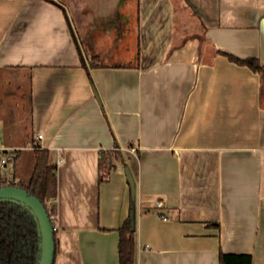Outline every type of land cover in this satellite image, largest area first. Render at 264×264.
<instances>
[{
    "label": "crops",
    "instance_id": "0c3cea01",
    "mask_svg": "<svg viewBox=\"0 0 264 264\" xmlns=\"http://www.w3.org/2000/svg\"><path fill=\"white\" fill-rule=\"evenodd\" d=\"M116 144L123 160L100 171ZM34 145L56 166L53 264H118L124 165L135 264H264V0H0L15 182Z\"/></svg>",
    "mask_w": 264,
    "mask_h": 264
},
{
    "label": "trees",
    "instance_id": "16d2710c",
    "mask_svg": "<svg viewBox=\"0 0 264 264\" xmlns=\"http://www.w3.org/2000/svg\"><path fill=\"white\" fill-rule=\"evenodd\" d=\"M225 54L229 60L247 65L253 71L262 68V65L254 57L240 58L230 53ZM33 152L34 165L28 182L10 183L25 188L29 193L39 198L53 223L54 208L51 206L48 211L47 201L56 193V166L49 161V153L46 148L34 145ZM100 153L99 169L102 172L113 165V158L123 160L122 152L117 144L111 149H102ZM132 208L131 204L128 215L118 227V264H135V234L134 229L130 228ZM37 250L36 222L30 211L16 201L0 199V264H35ZM219 264H251V254L220 251Z\"/></svg>",
    "mask_w": 264,
    "mask_h": 264
},
{
    "label": "water",
    "instance_id": "95a60500",
    "mask_svg": "<svg viewBox=\"0 0 264 264\" xmlns=\"http://www.w3.org/2000/svg\"><path fill=\"white\" fill-rule=\"evenodd\" d=\"M94 94L98 101V96L95 90ZM124 171L129 182L131 201L133 205L130 221V228L133 230L135 221V183L127 165H124ZM0 199L16 201L30 211L36 222L38 235L37 260L35 264H52L55 251L54 228L44 204L39 200V198L29 193L25 188L15 184H1Z\"/></svg>",
    "mask_w": 264,
    "mask_h": 264
},
{
    "label": "built area",
    "instance_id": "2783aa9c",
    "mask_svg": "<svg viewBox=\"0 0 264 264\" xmlns=\"http://www.w3.org/2000/svg\"><path fill=\"white\" fill-rule=\"evenodd\" d=\"M42 134L37 133L36 138H41ZM131 151H134V147H129ZM17 148L10 147V148H0V183L1 184H11L10 182H14V179L12 177V165L17 153ZM162 201L158 200L156 201V206H161ZM48 211L50 210V207L47 208ZM54 228V226H53Z\"/></svg>",
    "mask_w": 264,
    "mask_h": 264
},
{
    "label": "rangeland",
    "instance_id": "374dc122",
    "mask_svg": "<svg viewBox=\"0 0 264 264\" xmlns=\"http://www.w3.org/2000/svg\"><path fill=\"white\" fill-rule=\"evenodd\" d=\"M22 151H24L25 152V150H22ZM17 165V164H16ZM17 168V167H16ZM28 172H30L29 171V168L27 169V167H26V169L24 170V171H22V174L20 173L18 176H20V178L22 179V182H24V178L23 177H25V173L27 174Z\"/></svg>",
    "mask_w": 264,
    "mask_h": 264
}]
</instances>
